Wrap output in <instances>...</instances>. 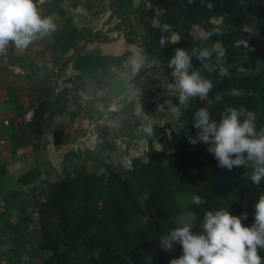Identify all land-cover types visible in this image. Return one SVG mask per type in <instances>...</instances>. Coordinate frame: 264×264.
<instances>
[{"label": "trees", "instance_id": "trees-1", "mask_svg": "<svg viewBox=\"0 0 264 264\" xmlns=\"http://www.w3.org/2000/svg\"><path fill=\"white\" fill-rule=\"evenodd\" d=\"M162 8L157 15L158 24L147 20L146 2L139 4V20L146 29L144 48L150 57L160 60L161 72L171 69L168 63L177 48L191 53L195 47L204 48L194 30L210 31L221 28L223 35L212 36L206 43H219L226 49L224 57L212 52L211 71L193 55V69L212 81L213 88L207 97L191 98L186 105L178 106L179 120L183 126L171 131L173 149L164 151L150 139L146 152L134 157L129 166L96 159L98 166L90 167L80 163L74 172L51 182L42 192L43 199L33 197L32 206L41 224L49 226L35 251L49 252L40 264H149L152 244L160 246V237L178 227L177 217L186 208L196 215L194 232L200 231L199 222L208 210H227L232 215L247 213L242 223L251 226L254 222L255 204L264 194V180L254 185L249 176L250 168L233 167L232 170L218 167L213 154L207 151L209 145L189 142L198 129L194 127L195 112L208 108L211 118L219 120L228 107L243 108L256 113L257 131L264 127V48L261 51L262 68L253 73V61L246 59L244 47H234V42L242 38L245 24L255 25L256 31L264 37V0H146ZM211 3L208 9L205 5ZM123 12L113 10L119 18H124L133 4L131 0H120ZM57 12L65 17L64 29L56 40L63 52L76 47L83 33L73 26L63 8ZM213 18H221L214 23ZM168 23L172 31L162 33L161 27ZM248 34V33H247ZM134 31L128 33V40H134ZM176 39L161 47V36ZM176 35V38L173 36ZM131 38V39H130ZM211 48V47H210ZM240 67L247 73L238 71ZM228 69V75L220 72ZM202 73H205L202 74ZM108 85L106 80L101 86ZM241 91V96L230 94L231 89ZM211 105V106H209ZM126 116L128 113L126 112ZM125 123H131L130 120ZM149 124L148 122H145ZM154 131L158 126L153 124ZM62 134L54 132L56 144H62ZM99 168V169H98ZM21 190L6 194L9 200ZM201 196L206 203H192V196ZM189 199L188 203L183 201ZM22 227V228H21ZM19 230L25 232V226ZM21 249L15 248L13 257H18ZM264 257V249H258ZM180 257L178 244L170 251Z\"/></svg>", "mask_w": 264, "mask_h": 264}, {"label": "crops", "instance_id": "crops-1", "mask_svg": "<svg viewBox=\"0 0 264 264\" xmlns=\"http://www.w3.org/2000/svg\"><path fill=\"white\" fill-rule=\"evenodd\" d=\"M54 1L43 0L40 7L45 15L53 17L60 30L35 41L23 52L10 46L7 54L0 57V140L6 141L1 146L4 152L0 153V176L6 171L8 179L0 190L5 187V194L19 190L24 184L42 183L50 175L49 170L57 173L59 167L63 169L65 158L81 157L86 150L84 141L91 137L84 131L90 132V127L101 121L111 127L119 125L118 130L110 128L109 133L128 141L145 134L143 128L148 126L145 122L158 126L156 134L160 131L159 121L170 119L169 113L161 117L160 108L153 105L167 77L175 84L171 70L159 72L160 60L157 56L150 57L144 46L138 48L137 40L123 36L113 39L121 32L120 24L116 27L113 22L112 30L107 28L100 35L98 31L106 16L96 18L81 3L75 8ZM58 8H63L73 26L83 33L76 47L67 53L56 40L65 23ZM141 56L145 63L133 75L131 60ZM143 73L146 75L142 77ZM106 80L107 87L101 86ZM173 91L171 99L179 95L177 88ZM127 120L131 123L126 124ZM56 130L63 133L62 139L69 141L56 144ZM8 152L14 155L8 156ZM0 200L4 201V197ZM6 229L0 224V264H16L21 257L15 259L6 254Z\"/></svg>", "mask_w": 264, "mask_h": 264}, {"label": "clouds", "instance_id": "clouds-1", "mask_svg": "<svg viewBox=\"0 0 264 264\" xmlns=\"http://www.w3.org/2000/svg\"><path fill=\"white\" fill-rule=\"evenodd\" d=\"M203 3L204 0H201ZM43 0H0V57L7 54L11 46L18 52L28 49L35 41L51 37L58 32L59 26L50 15H45L40 4ZM189 4L194 0H188ZM211 9L213 5H205ZM162 33L172 31V25L165 23L161 27ZM241 30L249 34V38H239L234 47L243 46L252 50L248 40L251 35L258 34L255 25L245 24ZM223 35L219 27L210 31H201L198 38L202 42L212 36ZM169 42L176 43V39L161 36L159 45L166 46ZM218 57L226 55V49L219 43L211 48H193L191 53L184 48H177L171 57L168 67L179 90V105L183 106L191 98L207 97L213 88L211 80L204 78L200 71L193 69V55L203 63L207 71H211L210 62L212 52ZM145 63V58L134 57L131 60L132 74H137ZM247 73L243 67L238 69ZM228 75L224 68L220 76ZM233 96H241L238 89H231ZM211 106V105H209ZM163 106H161V111ZM171 111L180 115L179 107H172ZM194 127L198 129L195 137L189 142L195 145L203 142L209 145L207 151L214 155L218 167L232 170L233 167L250 168V180L254 185H260L264 180V127L257 131L256 113L243 108L228 107L221 114L220 119L211 118L208 108H201L195 112ZM147 136L154 134L153 122L143 128ZM192 203L205 204L199 195L192 196ZM254 212V222L251 226L242 223L247 219V213L232 215L227 210H208L199 222L198 232H193L196 221L195 213L165 235L160 237V246L165 252L173 250V245L179 243L183 254L170 260V264H264V257L258 249H264V194L260 195Z\"/></svg>", "mask_w": 264, "mask_h": 264}, {"label": "rangeland", "instance_id": "rangeland-1", "mask_svg": "<svg viewBox=\"0 0 264 264\" xmlns=\"http://www.w3.org/2000/svg\"><path fill=\"white\" fill-rule=\"evenodd\" d=\"M131 1H133L132 6L130 7L126 16L122 19L120 18V20L118 19V15L113 11H124L122 10V5L119 4L120 0H55L54 3H63L64 6L66 5L69 7H75L77 4L81 3L84 6V9L91 10V14L96 18L102 19L103 16H106L102 19L98 34H104L106 32L105 29L107 28L109 30H112V23L115 22L116 27L120 24L121 32L115 34L113 39L116 40L117 38H119V36H123L126 39H129L128 33L134 31L136 35H133L132 38L134 40H137V47L143 49L146 29L139 20L140 12L137 11V8L140 3L145 1V13L148 15L146 19L151 20L153 24L159 23L157 15L161 13L162 8L146 0ZM212 21L214 23H219L221 21V18H213ZM110 23L111 25L107 27ZM201 31H203L201 28H197L194 30V34L198 36ZM241 36L245 39L249 38V34L247 33H243L241 34ZM176 37V35L173 36V38ZM248 43L252 50L244 48L245 52L247 53L246 59H250L253 61V67L251 68V71L253 73H256L260 71L263 65L261 51L264 48V37L260 33H258L257 35L253 34L248 40ZM213 44L217 43L205 42L204 47L210 48ZM153 62L158 61L154 60ZM159 68L160 66L158 67V71L161 72ZM158 71H156L157 74H155V76L158 75ZM67 73L68 71H65V75H67ZM202 74L205 75V73ZM145 75L146 74L143 73L142 77ZM163 84L164 88L163 90L159 91V96L154 97L153 106H156L157 109L160 108L159 111H161V106H163V110L159 113V115L163 117L169 113L168 118L170 119L165 118V120L163 119L162 121H159L160 131L150 136V139L153 138L156 147L164 151H169L173 149V144L170 140L172 134L171 131L173 129H180L183 126V121L179 120V115L171 111L172 107H179L177 104L179 103L178 96H174V99H171L172 95L174 94L173 89L177 88L176 84L170 82L169 77L166 78V81H164ZM182 111L183 108H180V112ZM103 122L101 121L99 125L97 124L93 128L90 127V132L84 131L85 134H90L91 136L88 140H85L83 144L84 148L86 147L84 153L86 152L88 158H85L84 153L81 155V157L78 158H65L64 163L66 164L63 165V169L61 170L59 167L57 173L53 169L49 170L48 172L50 173V175L45 177L46 179L42 183L37 182L35 185L24 184L20 186L19 190L25 193H17L16 196H13L11 202H9V200H0V224L4 225L7 228L6 248H8V250L6 251V254L9 257H13L14 249H21L17 254L21 258H19L16 264H40L42 262L41 259L47 258L49 254H51L49 252L42 253L40 251H35L37 244H39L43 238V232L46 229H49V226H43L41 224L32 206L33 197L36 195L37 199H43L44 196L42 192H44L49 187L51 181H55L56 179L60 178L61 175L64 176L67 172H74V169L80 163H85L90 167L98 166L95 160L93 161L94 158H98L101 160H103L104 158L106 161L115 164V166L118 164H124L125 166H129L131 160L134 157L142 155L146 152L147 147L149 145V136L144 134L141 138L130 140L128 139V141H121L120 137L118 136V138L116 139L114 132L109 133L110 128L116 131L118 130L119 125L111 127V125L109 126L108 123ZM118 134L119 133L116 132V135ZM79 136L80 135H78L77 137ZM106 137L107 140L104 141V138ZM13 169L14 168H12V170ZM10 170L11 169H8V172ZM5 176L6 171H4L2 176H0V185L3 184L4 186L8 183V179L7 177L5 178ZM14 184H17L16 180L14 181ZM0 191H3L0 193V198H7L5 197L6 194L4 192L6 191V188L4 187V189H1ZM183 201L185 203H188L189 199L187 197H184ZM190 214H192L191 210L189 208H186L185 211L177 217L178 225L182 226L181 222L185 221ZM20 225L25 226L26 231L24 233L19 230ZM192 231L194 232V227ZM177 244L180 249V255H182V246L179 243ZM174 258L177 257L174 256L171 252H165L161 248V246L155 243L152 244V251L150 254L149 264H170V260Z\"/></svg>", "mask_w": 264, "mask_h": 264}, {"label": "built area", "instance_id": "built-area-1", "mask_svg": "<svg viewBox=\"0 0 264 264\" xmlns=\"http://www.w3.org/2000/svg\"><path fill=\"white\" fill-rule=\"evenodd\" d=\"M6 144V141L5 140H0V153H3L4 150L2 149V145H5ZM12 154L10 152H8V156H11Z\"/></svg>", "mask_w": 264, "mask_h": 264}]
</instances>
